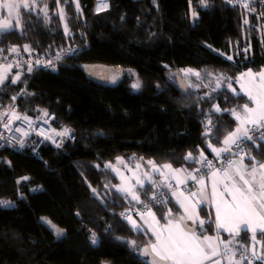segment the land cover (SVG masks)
I'll return each instance as SVG.
<instances>
[{"label":"trees","instance_id":"1","mask_svg":"<svg viewBox=\"0 0 264 264\" xmlns=\"http://www.w3.org/2000/svg\"><path fill=\"white\" fill-rule=\"evenodd\" d=\"M98 3L52 0L47 18L22 10L23 30L0 36V45L20 52L26 45L43 53L84 47L57 72L24 71L15 84L0 85L4 104L28 85L34 95L19 100L25 112H54L55 125L75 137L63 148L34 140L25 151L1 153L8 161H0V199L15 205L0 208V264H149L140 251L153 235L134 230L120 216L142 203L117 191L123 183L113 166L123 159L122 169L140 177L151 173L149 161L158 168L169 164L204 172V165L185 157L199 158L203 152L207 160L213 158L209 144L220 148L237 126L224 109L239 111L249 103L233 91L237 78L264 67V28L263 33L255 28L264 27V20L224 0H109L99 11ZM104 73L107 80L99 75ZM220 76L231 79L218 82ZM137 81L140 88L134 89ZM258 151L264 159V149ZM144 185L133 189L141 201L164 188L156 182ZM164 199L167 207H151L158 219L169 208L180 213L170 196ZM199 213L214 220L208 207ZM205 228L204 234L217 235L215 223ZM56 229L63 235L58 237ZM220 237L230 236L220 231ZM249 240L242 242L245 247Z\"/></svg>","mask_w":264,"mask_h":264},{"label":"snow or ice","instance_id":"2","mask_svg":"<svg viewBox=\"0 0 264 264\" xmlns=\"http://www.w3.org/2000/svg\"><path fill=\"white\" fill-rule=\"evenodd\" d=\"M45 2V0H41ZM202 3H205V0H201ZM36 0H32L30 5L27 0L23 2H18V0H0V9L7 10V19L0 20V36H3L7 33H10L15 30L11 22L13 14L16 15L15 26L20 25V9L32 10V7L35 5ZM108 7L107 3H103V0H100L98 4V11L101 8L106 9ZM247 7V5H245ZM77 9L79 10V4H77ZM44 12L45 18H47V7L42 9ZM61 15L63 10L61 9ZM195 15V13L193 14ZM67 31V26L65 27ZM12 52H17L16 47L11 48ZM25 51H30V48L26 45ZM3 52V49H0V53ZM229 60L232 57H228ZM37 63H40L37 61ZM8 68L3 70V73H0V85L4 84V81L7 79V72L10 69ZM31 71V67H29ZM187 72H192V70H186ZM198 78L200 77L199 72L193 73ZM250 77V83L248 87H245L244 84H241V90L244 92V95L247 97L249 103H245L242 108L238 111L237 109H224V111H229L230 114L235 117L237 127L234 131L228 132L223 140L225 147L215 148L209 144L212 152L216 154L217 157L221 153H230L231 146L235 145L237 148H240V145L244 141H252L255 143L257 139L264 140V70L259 73H252L249 70L247 73L241 74L237 78L239 83L244 77ZM230 77L220 76L217 77V81H230ZM20 80V76L17 75L12 78L11 83L15 84ZM113 82H115V77H112ZM134 89L140 88V83L137 81L132 85ZM229 87L231 84L229 83ZM233 91H235L233 89ZM15 99V97H13ZM250 104L255 105L250 107ZM216 111H221L217 106ZM47 115V113H45ZM16 119H20L19 116H15ZM25 119H27L25 117ZM19 130V129H17ZM259 132L257 137L255 134ZM64 135L68 134V130L65 129ZM207 134V133H206ZM59 146V145H58ZM242 151V149H241ZM248 156L250 164H244V157L241 156L239 166H235L236 162L230 159H225L226 166L222 168H214L211 160H207L204 157L203 152L200 153V157H193L189 153L185 159L186 160H195L196 162L201 163L208 169H210V175L208 173L202 174L197 178L193 173H188V178H190L195 186L196 184L200 185L197 191H192L191 189H186L188 195L185 196L184 191L172 190L171 195L176 197V202L179 204L180 208L183 209V213L179 214L177 220L171 219L172 209H168L167 215H162L160 219H163L165 223L161 225L160 219H157L156 214L151 210V203H158L164 207H167L168 199L158 198L155 193L152 194L151 200L141 201L140 195L137 191H134L131 187H122L118 188L117 191L122 192L125 196H131L133 201L137 203H142L144 211L138 213L141 220L145 224H148V229L155 236V241L150 243L149 247L151 253L149 252V247L143 249L142 254L145 256L152 255V260L150 264H158L159 261L170 262V264H223L225 260L228 261V264H241V261L247 260L248 257L241 255V260H234V253L230 245L235 241V238L240 235L241 232L251 231L253 233L252 240L256 242L257 237L256 233L260 234L261 239H264V163L256 161L255 157L251 155L250 152L245 153ZM150 164H153V169L159 171L156 168L155 164L149 161ZM110 167V165H106ZM139 165H137V168ZM164 168L172 170L174 173L186 172L187 169H172V166L169 164L163 165ZM247 170V177L245 171ZM197 173L200 172L199 169L196 170ZM259 172V179L257 180V173ZM163 175V173L161 172ZM206 177L211 180V194L208 193L207 187L205 184ZM236 177L239 179L237 180ZM123 179V177H122ZM136 185L138 188H144V182L137 179ZM155 181H149V185H154ZM177 188L179 185L186 184V180L177 179ZM220 186L223 187V190H220ZM165 187L173 189V185L167 184ZM143 195L147 198L148 191L145 190ZM160 196H165L164 193H160ZM225 197H229L227 199ZM193 200L195 202L193 203ZM4 203V202H0ZM202 205H214L215 207V217L214 220L210 217L207 221L201 219L199 212L197 211L198 206ZM150 218L151 223H149ZM129 220L132 228L139 231L141 225L131 219L130 216L126 217ZM186 221H191L192 226L187 225ZM182 222H185L182 226ZM48 223H51L50 221ZM211 225L215 223V231L217 235L215 237L205 235L204 233L208 230L205 228V224ZM199 229V231H197ZM223 230L227 232L232 239H229L227 242L220 237V231ZM57 235L62 236L63 232L60 229H56ZM93 244L97 243L95 234L92 235ZM133 247L136 246L135 241L130 242ZM223 245V248H221ZM241 248H244V252H247L248 249L244 247L243 244L240 245ZM252 256L260 260L264 264V254L257 255L256 251L253 249ZM250 264V262H249Z\"/></svg>","mask_w":264,"mask_h":264},{"label":"built area","instance_id":"3","mask_svg":"<svg viewBox=\"0 0 264 264\" xmlns=\"http://www.w3.org/2000/svg\"><path fill=\"white\" fill-rule=\"evenodd\" d=\"M108 1L109 0H103V3H107ZM224 1L232 6L243 8L251 15L264 20V0ZM245 5H247V7H245ZM11 48L12 47L0 45V49H3V52L0 53V67L10 65L19 72L25 71L29 73L57 72L64 62L79 57L84 51L82 45H73L71 47L57 49L52 53H43L38 50L12 52ZM37 61L40 63H37ZM29 67H31V71H29ZM33 95L34 93L29 90L28 85H25L21 88L19 94L15 96V99L12 98L11 102L4 104L0 101V161H8L6 156L3 157V155H1L6 149L25 151L34 140H37L38 144L51 143L56 148H63L74 142L75 137L70 130L67 129L68 134L64 135L63 133L66 128L57 127L55 125L57 117L54 112L41 108L37 109L33 115L25 112L23 106L19 104V100L24 97H32ZM45 113H47V115H45ZM15 116H19L20 119H16ZM25 117L27 119H25ZM255 135L258 137L259 132ZM255 143L264 144V140L257 139ZM252 144V141H244L241 143L240 148L234 145L230 153L222 154L219 158L211 160L214 168L225 167L226 158L233 161L235 158L244 157L248 147ZM210 171L211 170L206 167V172L210 174ZM167 184L173 185V182ZM154 193L158 198L162 199L167 196L165 188L159 189ZM160 193H164L165 196L161 197ZM151 197L149 200H151ZM0 202H4L0 203L1 209L12 208L15 205V202L11 200L0 199ZM152 204L159 205L158 203H151L150 207H152ZM143 211V204L132 206L123 210L120 216L124 220H128L126 217L130 216L131 219L137 221L140 219L138 213ZM246 256L251 264L257 262L252 256V253H247Z\"/></svg>","mask_w":264,"mask_h":264},{"label":"crops","instance_id":"4","mask_svg":"<svg viewBox=\"0 0 264 264\" xmlns=\"http://www.w3.org/2000/svg\"><path fill=\"white\" fill-rule=\"evenodd\" d=\"M99 3H100V2H99ZM97 10H98V9H97ZM254 17L257 18L258 22H261V18H258L257 16H254ZM246 24H248V23L246 22ZM255 28L258 29V31H259L260 33H263L262 30H263L264 27H261L260 25L257 24V25H255ZM249 48H250V46H249ZM249 70H251V72L255 74V73H259L260 71L264 70V67H262L260 71H254L253 69H247V70L243 71L241 74H243V73H247ZM240 76H241V75H240ZM240 76H239V77H240ZM250 79H251L250 77L245 76L243 80H241L239 83L237 82V83H236V87H235V92H236V93H240V94H244V92L241 90V84H244L245 87H248V86H249V83H250ZM254 106H255V105L250 104V107H254ZM237 123H238V122H237ZM236 127H237V126H236ZM234 130H235V129H234ZM223 147H225V145L222 143V146H221L220 148H223ZM233 147H234V145L231 146V149H232ZM260 148H263V149H264V144H252L251 146L248 147L246 153L250 152L251 155L255 157L256 161H258V162H260V163H264V159L261 158L262 155H261V153L258 151V149H260ZM210 152H211V154H212V156H213V158L210 159V160H215V159L219 158L222 154H225V153H221V155H220L219 157H217L216 154H215L214 152H212L211 148H210ZM233 161L236 162V165H235V166H239V164H240V158H235ZM243 162H244V164H246V165H247V164H250V161H249L247 155L244 156V160H243ZM156 168H158V167H156ZM124 169H125V168H124ZM160 169H162L161 172L163 173V175H162V174H155V173H150V174L144 173V175H142L143 178L140 177V176H139L137 173H135L133 170H131V169H128V170L125 169V174H124L123 176L120 175V177H121V178L123 177V179H122L123 186H124V183H125L126 181H128V182L131 184V188H132V189H134L135 187H138V186L136 185V183H135L137 179L143 181L144 183L147 182V181H151V180H153V181H155L158 185L163 184L164 188H165L166 191H167V196H170V197H171V199L173 200V202L178 206V208H179V210H180V213H179V214H182V213H183V209L180 208L179 204L176 202V197H173V196L171 195L172 190L184 191L185 196L188 195V191H186V189H191L192 191H197V190L199 189L200 185L196 184L195 186H193L194 182H193L190 178H188V173H193V174H195V175L197 176V178H199L200 175L205 174V173H208V172H206V167H204V172H199V173H197V172H188V171H186V172L174 173L172 170L167 169V168H164V167H162V168H160ZM172 169H173V168H172ZM180 169H181V168H180ZM126 170H127V172H126ZM242 170L245 171L246 178H249V177H247V170H246V169H242ZM208 174H209V173H208ZM209 175H210V174H209ZM155 176H158V177L155 178ZM128 178H129V179H128ZM177 179L186 180V184L179 185L178 188H177V184H176ZM236 179L238 180L239 178L236 177ZM249 179H250V178H249ZM258 179H259V172L257 173V180H258ZM171 182H173V189H169V188L165 187V185H166L167 183H171ZM205 184H206V187H207V191H208V193L211 194V180L208 179L207 177H206V179H205ZM220 190H221V191L223 190V187H222V186H220ZM225 198L230 199L229 197H225ZM194 202H195V200H193V203H194ZM204 206H205V207H208V208L213 212V215H214V217H215V207H214V205H202V206H198V207H197V211L199 212L200 208H201V207H204ZM179 214H178V213H174V212H172V215H171L170 218L173 219V220H177ZM199 216H200L201 219H203L202 216L200 215V213H199ZM146 218H147V217H146ZM147 219H149V223H151L150 218H147ZM157 219H158V218H157ZM136 222H137V224L141 225L140 230L147 231V232H149L150 234H152V232H151L150 230H147L148 227H149L148 224H145L144 221L141 220V218L138 219ZM160 223H161V222H160ZM184 223H185V222H182V226H183ZM186 223H187V225L192 226V222H191V221H186ZM163 224H164V223H161V225H163ZM197 231H199V229H197ZM221 232H224V231L221 230ZM224 233L228 234L227 232H224ZM243 233H245V232H241L240 235H239L238 237L235 238V241H236V242H234L232 245H230V247H231V249H232V252L234 253V260H236V261H240V260H241V255H242V254L246 256L247 253H252L253 249L256 251L257 255L264 254V239H261L260 234H259L258 232L256 233L257 240H256V242H254V241L252 240V235H253V233H252L251 231L246 232V235H245V236H242ZM152 235H153V234H152ZM205 235H209V236H213V237L216 236V235H213V234H210V233H206ZM153 237H154V240H153L152 242L155 241V236L153 235ZM247 237H249V239H250V240H249V241H250V243H249L250 245H248V246L246 247V248L248 249V251H247V252H244V248H241L240 245L243 244L242 242H243ZM221 239H222V238H221ZM229 239H232V237L227 238L225 241L227 242ZM223 240H224V239H223ZM152 242H151V243H152ZM149 245H150V244H148L146 247H149ZM244 247H245V246H244ZM221 248H223V245H221ZM143 249H144V248H143ZM143 249L141 250V254H140V256H141L143 259H145V260L150 264V261L152 260L153 257H152V255H148V256L143 255V254H142ZM149 252L151 253V249H150V247H149ZM157 260H158V263H161V264H170V262L159 261L158 258H157ZM256 260H257V259H256ZM223 264H228V261L225 260V261L223 262ZM241 264H249L248 259H247V260H243V261H241ZM250 264H251V263H250ZM253 264H262V262H261L260 260H257V262H255V263H253Z\"/></svg>","mask_w":264,"mask_h":264},{"label":"rangeland","instance_id":"5","mask_svg":"<svg viewBox=\"0 0 264 264\" xmlns=\"http://www.w3.org/2000/svg\"><path fill=\"white\" fill-rule=\"evenodd\" d=\"M52 0H45V2H41V0H36V3H35V5L32 7V10H31V12H34V13H36V14H40V15H42V16H45L44 15V12L42 11V9H44L45 8V4H46V7H47V17H48V12H49V10H50V7H49V3L51 2ZM56 1H59V0H56ZM76 3H78V0H74ZM18 2H23V0H18ZM27 2L31 5L32 4V0H27ZM98 4H100V3H98ZM63 10V8L59 5V6H57V12L61 15V11L60 10ZM97 9H98V5H97ZM104 8H101V10H103ZM22 10H26V11H29L28 9H20V11H19V16H20V25L19 26H15V22H16V15L15 14H13V17L11 18V22H12V24H13V26L15 27V30H19V31H22L23 30V25H22V17H21V11ZM61 17H62V21H63V25H64V29H65V27H66V19H65V12H64V10H63V14L61 15ZM8 17H7V10L6 9H0V20H4V19H7ZM66 31V30H65ZM67 31H68V27H67ZM66 31V32H67ZM5 68H8V66H5V67H0V73H3V70L5 69ZM17 75H19L20 76V78H21V75H22V72H17V71H15L14 70V68L13 67H10V69L8 70V72H7V79L4 81V82H11V80H12V78H14L15 76H17ZM18 82V81H17ZM51 112V111H50ZM125 161H123V159H119L118 161H117V163L113 166L114 167V172L118 175V176H123L124 174H125V169H122V167H121V164H122V166L124 165V166H126L125 165V163H124ZM163 166H160L159 168H157V169H159V171H156V170H154L153 169V166L152 167H150V169H149V171L151 172V173H155V174H161V170L162 169H160V168H162ZM128 170V169H127ZM127 170H126V172H127ZM145 172V171H144ZM139 175V174H138ZM129 179V178H128ZM123 187H131V184L128 182V181H126L125 183H124V186ZM159 190V189H158ZM130 199H131V196L129 195L128 196ZM132 200V199H131ZM97 244V243H96ZM95 244V245H96ZM140 254H141V251H140ZM158 264H161V263H158Z\"/></svg>","mask_w":264,"mask_h":264},{"label":"water","instance_id":"6","mask_svg":"<svg viewBox=\"0 0 264 264\" xmlns=\"http://www.w3.org/2000/svg\"><path fill=\"white\" fill-rule=\"evenodd\" d=\"M100 77H104L106 80L109 78V74L108 73H104L103 75L102 74H99ZM179 83L181 85V87L185 90V91H189L186 83L181 79L179 78Z\"/></svg>","mask_w":264,"mask_h":264}]
</instances>
